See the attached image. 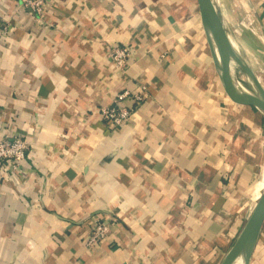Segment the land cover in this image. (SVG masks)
I'll return each mask as SVG.
<instances>
[{
	"label": "crops",
	"instance_id": "1",
	"mask_svg": "<svg viewBox=\"0 0 264 264\" xmlns=\"http://www.w3.org/2000/svg\"><path fill=\"white\" fill-rule=\"evenodd\" d=\"M214 2L264 88V0ZM0 13V138L28 144L0 167V264H221L264 190V113L224 91L197 0ZM114 45L131 49L125 70ZM140 87L131 120L108 127L100 108ZM97 223L110 231L88 246ZM249 264H264V223Z\"/></svg>",
	"mask_w": 264,
	"mask_h": 264
},
{
	"label": "water",
	"instance_id": "2",
	"mask_svg": "<svg viewBox=\"0 0 264 264\" xmlns=\"http://www.w3.org/2000/svg\"><path fill=\"white\" fill-rule=\"evenodd\" d=\"M201 22L211 48L215 69L226 94L236 101L251 104L264 113V88L257 76L248 68L230 43L224 29L220 12L214 0H197ZM237 65L249 75L253 88L247 90L234 81L230 62ZM264 223V190L259 196L238 239L229 250L221 264H249L257 238Z\"/></svg>",
	"mask_w": 264,
	"mask_h": 264
},
{
	"label": "built area",
	"instance_id": "3",
	"mask_svg": "<svg viewBox=\"0 0 264 264\" xmlns=\"http://www.w3.org/2000/svg\"><path fill=\"white\" fill-rule=\"evenodd\" d=\"M47 0H19V6L35 15H40L46 7ZM3 14L0 13V18ZM131 49L126 45H114L110 50L111 60L119 70H125L131 59ZM147 92L140 87L136 92L124 90L107 106L100 108L102 120L108 127L121 126L131 120L133 109L146 100ZM28 144L23 137L5 135L0 138V167L17 170L26 157ZM3 164L6 167H3ZM110 231V224L97 223L93 228L88 246L102 243Z\"/></svg>",
	"mask_w": 264,
	"mask_h": 264
},
{
	"label": "bare ground",
	"instance_id": "4",
	"mask_svg": "<svg viewBox=\"0 0 264 264\" xmlns=\"http://www.w3.org/2000/svg\"><path fill=\"white\" fill-rule=\"evenodd\" d=\"M257 79L260 81V77L257 76ZM236 264H240V262H237Z\"/></svg>",
	"mask_w": 264,
	"mask_h": 264
}]
</instances>
